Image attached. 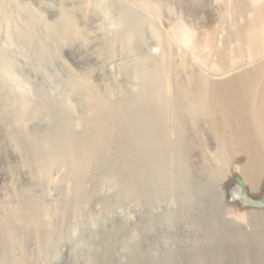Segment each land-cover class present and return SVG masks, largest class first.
Here are the masks:
<instances>
[{
	"label": "bare ground",
	"instance_id": "1",
	"mask_svg": "<svg viewBox=\"0 0 264 264\" xmlns=\"http://www.w3.org/2000/svg\"><path fill=\"white\" fill-rule=\"evenodd\" d=\"M15 1L16 0H0V20L7 23L8 26H10L11 15H9L10 13H6L5 6H15ZM90 1L82 0L86 9V14L89 12ZM134 1L136 4V0ZM143 1V3L146 4V0ZM227 1L229 0H213V3H217L216 5L219 4L218 7L220 8H226L228 4ZM204 5L205 4H199V7H203ZM237 5L238 7L234 6V10H232L233 8L230 9L232 12L234 11L236 13V18H232V23L228 26V30L222 38L217 39L214 34L210 32L206 37L200 33L203 36L201 35V37H199L198 44L196 43V39H194V42H191V45H189L191 47L183 50L185 55L179 53L177 57L169 61H166V59L161 56H140L141 59H144L141 66V71L145 74L143 83H140V87L137 90L130 88L128 84H126L128 91L123 92L124 90H119L120 92L115 98L110 97V88L95 82L94 77L97 73L92 72V68L89 69L90 71L78 73L74 71L67 62L63 61L64 67L69 71L67 73H71L76 81L74 89L83 105V113L76 117L71 112L72 110H69V112L68 110L65 111L66 109L63 108L60 109L56 103L54 104L53 101H50L51 103L49 102L48 109L54 110V115L58 120V126L49 128L48 130L46 128V130H42L38 136H32L28 132L26 126L29 125V123L26 124L28 119H26V121L23 120L19 112L22 110L20 113H28L29 120H36L37 118L52 121L53 117L49 114L51 111L49 113L48 109L45 110L46 112L42 111L43 107L40 108L37 104H32L34 101L30 102L32 98L27 99L26 95V99H24L20 94H17L18 97H16L15 101L10 105L12 107L8 111L9 113L6 112L8 113L6 116L10 122L8 123L12 126V129H9L8 126L10 125L8 123V126L6 124V116L3 115L4 118L0 120V151H3L7 146H11L20 151L23 150V163L28 167L34 181L31 180L36 183L35 185L57 187L59 183L64 184V199L69 202H76L77 205L75 206H79L89 196L92 197L96 194L94 189L87 188L88 182L100 185L99 175L101 172H104L103 170H108V172L110 171L111 173L116 171V173L118 172L120 174L119 179L122 182V184H120L122 186L118 190V193L123 199L129 202L131 208L141 219L142 213L139 202L141 201L144 205L149 202L147 201L148 187H151L150 193H152V197L156 199V204H158L157 200H161L164 197V194H167L173 201L176 199H179L178 201L180 202H182L181 200L184 201V198L188 195L187 188L190 182H188L187 179V174L189 172L187 161L192 151H199L201 161L199 165L201 166L203 174L208 178H212L220 185H227V188L238 185L239 182L243 185L250 197H262L264 195V189L259 185L264 183V0H237ZM151 7L152 15H146L147 17L145 16L146 18L144 20L151 22L152 26H155L158 20L161 19L158 16L157 9H161L158 5ZM64 8L61 9L62 11L60 14L58 13V18L54 20L53 23L47 25V31L56 32L58 38L64 43L75 41V39H81L84 33V27H80L74 18L75 16L72 17V13H67V10ZM16 11V16L22 21L21 18H24L23 15H21L19 9L17 10L16 8ZM129 13L127 15H132L133 18H137V22L139 23L138 14ZM27 19L24 18V20L28 21ZM201 21L205 22V19ZM202 22H199L198 25ZM134 24L127 21V25L124 26L125 29L115 35H110L108 34L109 32L107 33L102 30L99 31L97 37L102 45L99 47L96 46L97 50L95 51L98 54L96 58L94 57L96 62L98 61V63H100L99 60L102 59L100 55H103V52L108 56L114 53L113 45L117 43V40L123 41L125 45L133 46L135 41H132L134 34L132 32H134L135 29L132 25ZM25 25V28L27 27L29 29L31 27L27 22ZM152 26L149 25L148 27L154 29L155 27ZM202 26H205V23ZM11 28L14 30L13 27ZM216 29H214V33ZM205 30L206 29L203 28V32ZM10 32L11 31L8 33ZM155 33L157 34L158 32ZM11 35L12 34H10V37ZM13 37H15V35ZM46 38L48 43L53 45L54 40L51 39L53 37L47 35ZM31 42H33V40ZM107 46L109 49L105 48ZM225 48L230 49V52ZM245 51L249 54L252 53L254 58L247 66L243 67L242 65L240 66V59ZM228 52L229 54H227ZM212 54L215 55L213 58ZM209 59L213 61L216 59L215 63L213 62L212 65L216 74L220 77L213 75V77H211L205 74L203 66L209 62ZM126 66L128 65H125V67ZM125 67L123 69H125ZM97 69L95 71H97ZM185 73H190L189 79L184 77ZM2 82L3 79L1 80L0 78V91H2L0 94L5 96L4 100L13 98V90L6 85V81L4 84H2ZM151 84L154 87L151 88V86H149ZM116 88L122 89L120 88V84H116L115 89ZM19 100L21 104H19ZM55 102H57V100ZM68 108L70 107L68 106ZM8 109L9 108H7V110ZM0 116L2 117V114ZM216 135L219 136L218 141L214 140ZM208 141L211 144V148L208 147ZM64 157L70 164L68 175L62 178V180L53 179L51 175L59 164L62 163L61 161ZM108 176L111 177L109 174ZM196 186L194 185V187ZM213 186H216V184ZM14 190L12 191V195L17 200V205L15 207H13L14 205L0 203V264L19 263L15 254L22 251L25 241H23L24 238L19 239V235L13 231V226H21L28 229L31 237L29 238L35 245H39L38 247L40 248L44 242V237L49 235L54 228L53 221L55 219L61 220L64 217L63 209L46 208L40 196L33 193L34 191L23 193L19 190ZM114 196L115 195H113V197ZM210 198L215 197L210 196ZM149 200L151 202V199ZM217 201H215V204H217ZM73 203L70 202L68 206ZM68 206H66L67 210L70 209ZM251 208L252 207H250V210L248 209L249 212L247 211L250 217H246L244 222L246 221V224L250 223H247V219H250V221H253L255 224L259 221H264V210L261 208ZM164 210L166 211L164 208L160 211L164 212ZM223 211L225 212L224 209ZM223 211L221 212L223 213ZM135 212H133L132 215ZM129 213L131 214V212ZM180 213L183 212L180 211ZM166 214L168 216V213H165L164 216H166ZM251 216H253V219ZM261 216H263V218ZM143 220L144 219H142V221ZM145 220L149 221L148 219ZM199 220L200 219H198V221ZM135 221L137 220L135 219ZM130 222L128 226H131ZM156 222L157 220L155 223ZM217 222L219 221L217 220ZM241 222L242 221H240V223ZM143 223L145 222L143 221ZM200 223H202V221ZM156 224L158 225V223ZM151 225L153 226V224ZM151 225L147 226L150 227ZM247 226L248 225H246V227ZM257 226L259 225L252 224V226L250 225L246 230L241 226L240 235H236L238 238L236 236L234 237L238 240L237 242L240 245V252L242 254H245L244 249H248L246 246L248 247L251 244H254V246L257 244L261 247L263 243L264 246V233L258 234L257 232H249L250 229H257ZM233 227L235 226H232V228ZM258 228L261 229L264 227L261 226ZM225 231L226 230H224V232ZM178 247L179 246H177V249ZM174 248L176 247H173V249ZM185 249L183 248L181 254L184 253ZM198 250L202 252V250ZM186 251L187 250H185V253ZM262 252L260 260H262L264 264V250H262ZM131 254H133V252H131ZM249 254L250 256L252 255L251 253ZM148 256L150 255H147V257ZM172 256L171 254L170 257ZM243 256L245 257L247 255L245 254ZM253 256L256 255L254 254ZM173 257L175 258L176 256ZM216 257L218 256L216 255ZM244 257L241 264H250L247 262L248 259L244 260L246 259V257ZM177 258L178 256L175 259ZM191 260H193V258H191ZM30 261V263L33 264L34 260L31 259ZM128 261L131 260L128 259ZM134 262H136V260ZM146 262H149L148 258ZM174 262L176 261L174 260Z\"/></svg>",
	"mask_w": 264,
	"mask_h": 264
},
{
	"label": "rangeland",
	"instance_id": "2",
	"mask_svg": "<svg viewBox=\"0 0 264 264\" xmlns=\"http://www.w3.org/2000/svg\"><path fill=\"white\" fill-rule=\"evenodd\" d=\"M134 2V0H91L89 2L90 7L87 14L82 0H16L14 4L15 6H5L6 13H10L9 15H11V21L9 24L14 30H12L7 23L0 20V78L1 80L3 79L2 84L6 81V85L13 90L14 97L12 96L13 98L5 99V101V96L0 94V101H3L0 102V115L2 114V117L0 116V120L9 113L8 111L12 107L10 105L15 101L16 97H18L17 94H20L24 99L32 98L30 102L34 101L32 104H37L40 108L43 107L42 111L47 110L49 108V102L53 101L60 109H66L65 111L72 110L71 112L76 117L80 116V114L83 113V105L81 104L74 89L76 81L71 73H67L69 71L64 67L63 61L67 62L69 66L78 73L83 71L87 72L90 68H92L94 71H91L97 73L94 77L95 82L110 88L111 98H115L119 94V90L127 92L128 89L126 84H128L130 88L137 90L140 87V83H143L145 76L144 72L141 71L142 61H144V59H141L140 56H161L164 57L166 61H169L170 59L177 57L179 53L181 55H185L183 50L191 47L189 45H191V42H194V39H196V43L198 44L199 37H201L202 34L206 37L210 32L213 33L217 39H220L228 30V26L232 23V18H236V13L234 11L232 12L230 9L233 8L232 10H234V6L238 7L237 0L227 1L228 4L226 8L218 7L219 4H214L215 2L213 3V0H146V4L143 3V0H136V4ZM199 4L205 5L203 7H199ZM157 5L161 9H157L158 16L161 19L158 20L155 26H152L151 22L145 21L144 19L148 15H152L151 6ZM16 8L17 10L19 9V12L25 19L29 18L30 20L27 19L28 21H26L24 18H21L22 21H20V19L16 16ZM62 8L67 10V13H72L71 16H75L74 18L76 19L77 24L82 28L84 27V33L81 39L65 42V44L58 38L56 32L47 31V25L53 23V21L58 18ZM128 13L135 15L138 14L139 23L137 22V18H133L132 15H127ZM204 19L205 22H202L201 20L204 21ZM127 21L132 22L133 24L136 23L132 25L135 29H133L134 32H132L134 33L132 37V41H135L134 45H125L123 41L117 40V43L114 44L115 46L113 45V56H108L105 52H103V55H100L102 56V59L99 60L100 63H98V61L96 62L95 58L98 54L95 50H97V47L102 45L97 37L99 31L102 30L107 33L109 32L108 34L110 35H115L125 29L124 26L127 25ZM26 22L31 26L29 29L24 27ZM199 22H202L199 24L200 27L198 25ZM204 23L205 26H202ZM149 25L155 27L156 29L148 27ZM203 28L206 29L204 32ZM214 29H216L215 33ZM9 31L13 32L8 33ZM155 32L158 33L156 34ZM10 34L13 36L15 35V37L12 35L10 37ZM47 35L53 37L51 38L54 40L53 45L48 43L46 38ZM32 40L33 42H31ZM57 41L61 42L58 43ZM105 48H108V46ZM228 50L230 52V49ZM229 52L227 54H229ZM213 56L215 55L212 54V58ZM253 58L254 55L252 53L249 54L245 51L241 56L240 66H247ZM215 60L213 61L209 59V62L203 66L207 76H218L212 65L213 62L215 63ZM125 65L128 66L125 67ZM124 67L125 69H123ZM96 69L97 71H95ZM184 77L189 79L190 73H185ZM116 84H120V88L122 89H115ZM149 86H151V88L154 87L152 84ZM56 100L57 102H55ZM19 104H21V101ZM68 106L70 108H68ZM7 108L9 109L7 110ZM50 111L51 113H49ZM20 112L19 115L23 120L26 121V119H28L27 121L31 122L26 121V124L29 123V125L26 126L28 132L32 136H38L42 130H46V128L48 130L49 128L58 126V120L54 115V110L48 109V113L51 114V117H53L52 121L37 118L36 120H29L27 115L28 113L25 112V115ZM6 119L7 124L9 119L8 117ZM8 127L9 129H12L11 125ZM214 140L218 141L219 136L216 135ZM208 147L211 148L210 143ZM23 154V150L20 151L11 146H7L3 151H0V203L14 205L13 207H15L17 205V200L12 195V191L14 189V191L19 190L23 193L34 191L33 193L40 196V199L46 208L63 209L62 211H64V217L61 220L55 219L53 221L54 231L52 230L49 235L44 237V242L40 247L41 249L38 247L39 245H35L30 239V231L28 229L21 226H13V231L19 235V239L24 238V240H22L25 241L22 251H20L22 253L19 252L15 254L16 258H18V264H32L30 263L31 259L34 260L33 264H151L153 262V264H175L177 262V264H212V262L213 264H241L244 257L243 255L245 254L247 256H245L246 259L244 260L248 259L247 262L250 264H263L262 260H260V256L263 253L262 250H264L263 243V247L261 246L262 248L257 244L255 246L254 244H251L248 247L246 246L249 250L244 249L245 254H242L240 252V245L237 242L238 240H236L238 238L236 235H240L239 233L242 227L246 230V228L250 227V225L252 226V224L259 226H257V229L255 228V230L250 229V231H247L262 234L264 233V228L260 229L258 227H264V221H259L255 224L253 221H250V219H247V223H250L246 224V221L244 222L246 217H250V215L247 214L250 210V206L248 208V206H243L242 202L239 200L231 201L228 199V192L230 190H234L237 185L227 188V185H220L212 178L210 179L204 175L201 166L199 165V162H201L199 151H192L189 155V160L187 161V167L189 169L187 179L188 182H190L188 183L189 185L187 188L188 195L184 198V201L181 200L182 202H180L178 201L179 199L173 201L169 196H167V194H164V197L161 200H157L158 204H156V199H154L152 197V193H150L151 187H148L147 201L150 202L149 199H151V202H147L145 205L141 201L139 202L142 219H144L143 221L145 223H143L141 217L136 215V212L131 208L129 202L123 199V197L118 193V190L122 186L120 185L122 182L119 179L120 174L118 172L116 173L115 171L111 173L110 171L108 172V170H103L104 172H101L99 175L101 178H99L100 185L94 184L93 182L87 183V188L89 187L88 189H94L96 194L92 197L89 196L90 198L88 197V200H84L79 206H75L77 203H73L74 201H70L73 204L68 206L70 202L64 199V184L59 183L57 187H48L46 185L40 186L38 184L36 186V183L33 182L34 180L30 175L28 167H26L23 163ZM61 162L62 163L59 164L51 175L53 179L62 180V178L68 175L70 169L69 162L65 159V157ZM108 174L111 177H109ZM214 184H216V186H213ZM194 185L197 186L194 187ZM259 186L264 189V183H261ZM113 195L115 196L113 197ZM210 196L215 197L216 199L210 198ZM215 201H217L218 205L215 204ZM66 206L70 207L72 210H67ZM163 208L166 209V211H160L163 210ZM253 208L258 209V207H252L251 209ZM261 209L264 210V208ZM180 211L183 213H180ZM221 211H223V213ZM129 212H131V214ZM133 212L135 213L132 215ZM165 213H168V216L167 214L164 216ZM236 213L239 217L236 216ZM251 217L253 219V216ZM261 217L263 218V216ZM135 219L137 221H135ZM145 219H148L149 221ZM198 219L200 220L198 221ZM156 220L158 225L155 223ZM217 220L220 223L217 222ZM201 221L202 223H200ZM240 221L242 222L240 223ZM129 222L131 223V226H128L130 225L128 224ZM151 224H153L154 227ZM147 225H151V228ZM246 225L248 226L246 227ZM232 226L235 227L232 228ZM224 230L226 231L224 232ZM235 236L237 237L236 239L234 238ZM177 246L180 248L178 247L177 249ZM173 247L176 248L173 249ZM183 248H186L185 250H187V254L185 253V250L184 253L181 254ZM198 249L202 250V252ZM248 251L252 254L251 256ZM131 252H133V254H131ZM171 254L176 257L178 256V258L175 259L176 257H170ZM254 254L256 256H253ZM147 255L150 256L147 257ZM216 255L218 257H216ZM166 257H169L171 260ZM190 257L193 258V260H191ZM133 258L136 262H134L135 260ZM147 258L150 263L146 262ZM128 259L131 261H128ZM174 260L176 262H174ZM177 260H180L181 262Z\"/></svg>",
	"mask_w": 264,
	"mask_h": 264
},
{
	"label": "water",
	"instance_id": "3",
	"mask_svg": "<svg viewBox=\"0 0 264 264\" xmlns=\"http://www.w3.org/2000/svg\"><path fill=\"white\" fill-rule=\"evenodd\" d=\"M228 195L231 201L239 200L243 206L264 208V195L259 198L250 197L241 183L234 190H230Z\"/></svg>",
	"mask_w": 264,
	"mask_h": 264
}]
</instances>
